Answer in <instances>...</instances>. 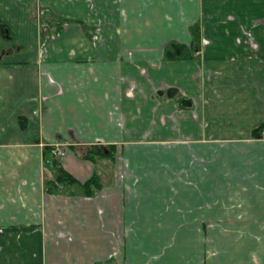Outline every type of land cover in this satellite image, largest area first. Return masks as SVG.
I'll return each mask as SVG.
<instances>
[{
  "label": "crops",
  "instance_id": "obj_1",
  "mask_svg": "<svg viewBox=\"0 0 264 264\" xmlns=\"http://www.w3.org/2000/svg\"><path fill=\"white\" fill-rule=\"evenodd\" d=\"M0 21V264H264V0H0ZM55 144L101 189L47 192Z\"/></svg>",
  "mask_w": 264,
  "mask_h": 264
},
{
  "label": "trees",
  "instance_id": "obj_2",
  "mask_svg": "<svg viewBox=\"0 0 264 264\" xmlns=\"http://www.w3.org/2000/svg\"><path fill=\"white\" fill-rule=\"evenodd\" d=\"M45 14L43 16V19L47 21L45 18ZM0 36L3 39L12 38L10 30L1 21H0ZM47 38L48 35H44L42 33L43 44L48 42ZM262 129L263 127H259L255 129L253 131V135L256 137L260 136ZM51 149H52L51 147H48L45 150V158L52 160L51 167L54 170V177L52 179L45 180V188L47 192L56 193L60 190L61 186L64 187L79 186L84 194L91 196L101 189L102 182L99 175H94L91 179L87 180L84 183H81L73 175H71L68 171H66L55 158H52Z\"/></svg>",
  "mask_w": 264,
  "mask_h": 264
},
{
  "label": "flooded vegetation",
  "instance_id": "obj_3",
  "mask_svg": "<svg viewBox=\"0 0 264 264\" xmlns=\"http://www.w3.org/2000/svg\"><path fill=\"white\" fill-rule=\"evenodd\" d=\"M39 22H40V24H41V28H42V31H41V40H42V33L44 34V35H48V38H47V40H48V42H49V40L51 39V31H53V29L52 28H54L53 26H51L48 22H46L44 19H43V16L42 17H40V20H39ZM47 26H49V27H47ZM57 33H60V32H58L56 29H54ZM47 43V42H46ZM45 43V44H46ZM42 44H43V42H42ZM44 45V44H43ZM51 148H53V146L51 147ZM51 151H52V149H51ZM51 155H52V153H51ZM52 158H55V159H57L56 157H54L53 155H52ZM46 161H47V163L48 162H52V160L51 159H46Z\"/></svg>",
  "mask_w": 264,
  "mask_h": 264
},
{
  "label": "built area",
  "instance_id": "obj_4",
  "mask_svg": "<svg viewBox=\"0 0 264 264\" xmlns=\"http://www.w3.org/2000/svg\"><path fill=\"white\" fill-rule=\"evenodd\" d=\"M50 35H51V37H52V31H51V34H50ZM51 153H52V155H53L54 157H62V156L65 155V150L62 149L61 146L55 144V145L53 146V148H52Z\"/></svg>",
  "mask_w": 264,
  "mask_h": 264
},
{
  "label": "rangeland",
  "instance_id": "obj_5",
  "mask_svg": "<svg viewBox=\"0 0 264 264\" xmlns=\"http://www.w3.org/2000/svg\"><path fill=\"white\" fill-rule=\"evenodd\" d=\"M44 12H42L41 14H43ZM42 16H44V14L42 15ZM51 26H56L55 24H50ZM47 27H49V26H47Z\"/></svg>",
  "mask_w": 264,
  "mask_h": 264
}]
</instances>
